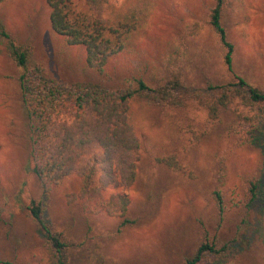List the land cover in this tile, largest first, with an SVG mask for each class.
Returning a JSON list of instances; mask_svg holds the SVG:
<instances>
[{
	"label": "rangeland",
	"instance_id": "rangeland-1",
	"mask_svg": "<svg viewBox=\"0 0 264 264\" xmlns=\"http://www.w3.org/2000/svg\"><path fill=\"white\" fill-rule=\"evenodd\" d=\"M215 0H108L104 15L132 17L136 29L121 52L101 72L90 69L85 51L68 46L49 25L45 0H7L0 4V23L30 51L29 61L60 84L99 83L119 89L133 79L149 87L178 80L186 88L206 90L232 82L233 74L264 90V0H229L222 23L233 45L232 73L225 49L209 26ZM0 35V261L55 264L46 237L33 219L31 204L67 244L65 264H182L196 249L203 231L230 243L231 249L210 264H260L264 253V181L260 200L247 203L244 180L261 157L251 135L233 114L212 121L197 104L179 112L178 121L143 102L132 104V122L142 157L135 186L116 192L130 199L136 224L117 231L119 219L84 214L66 195L77 190L76 177L43 193L31 171L26 115L19 76ZM232 124L237 130H230ZM248 130V129H247ZM264 142V133L262 135ZM175 155L181 172L156 163ZM222 173L224 182L218 183ZM223 199L219 214L212 196Z\"/></svg>",
	"mask_w": 264,
	"mask_h": 264
},
{
	"label": "trees",
	"instance_id": "trees-1",
	"mask_svg": "<svg viewBox=\"0 0 264 264\" xmlns=\"http://www.w3.org/2000/svg\"><path fill=\"white\" fill-rule=\"evenodd\" d=\"M6 1L0 0V4ZM107 2L45 0L51 30L63 37L68 46L82 47L87 67L98 72L112 56L122 51L125 40L137 25L132 17L106 18ZM228 6L229 0H215L209 26L225 49L224 62L232 73L234 47L227 40L222 23ZM0 35L5 39L7 54L22 69L18 81L26 115L31 171L43 193L76 177V192L66 195L69 203H78L84 214L102 213L118 218V232L136 224L129 214V197L114 190L122 186L131 188L138 181L142 151L131 118L132 104L145 102L172 122L178 121L172 112L178 115L194 103L204 109L212 121H220L232 113L240 130L246 129L251 135L249 144H257L261 149L262 158L256 169L244 180L247 203L263 195L264 90L233 73L232 82L210 84L206 90L186 88L178 80L154 88L141 79H133L119 89L91 82L63 85L46 77L40 66L32 65L28 47L16 42L1 23ZM229 126L231 131L237 130L232 124ZM156 163L175 173L183 169L172 154L157 158ZM223 176L218 173V183L224 182ZM212 196L222 215L224 206L220 192L215 189ZM30 212L43 231L49 250L55 259L57 257L55 264H65L70 242L66 244L59 234L51 231L42 219L39 205L32 203ZM230 246L217 234L210 236L203 231L196 249L182 264H210L211 259L224 257ZM0 264L12 263L0 261ZM260 264H264V253Z\"/></svg>",
	"mask_w": 264,
	"mask_h": 264
}]
</instances>
